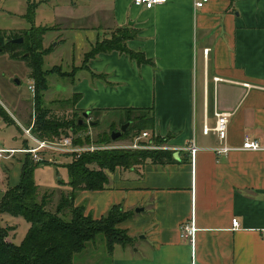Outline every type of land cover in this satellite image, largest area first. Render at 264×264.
Instances as JSON below:
<instances>
[{
	"label": "crops",
	"instance_id": "crops-1",
	"mask_svg": "<svg viewBox=\"0 0 264 264\" xmlns=\"http://www.w3.org/2000/svg\"><path fill=\"white\" fill-rule=\"evenodd\" d=\"M45 1L28 0L30 30L41 15L45 23L37 28L49 29L43 46L50 53L65 44V33L86 31L87 42H81L86 52L72 77L80 71L88 77L72 86L68 101L50 97L47 104V90L44 107L56 111L71 102L74 114L89 112L93 123L110 127L124 120L126 109H152L155 128L146 131L151 134L148 143L159 137L165 140L163 149L173 153L172 161L162 164L148 160L131 169L117 168L106 173L103 190L77 194L75 206L95 220L114 206L134 214L120 225L133 243L115 247L113 264H264V151L220 155L215 150L240 148L246 139L264 145V0H212L201 10L194 9V0H168L151 10L133 6V0H62L64 9L55 5L57 12L52 10V27L45 12L52 6ZM121 29L137 33L126 45L145 57L143 63L119 51L88 59L98 43ZM53 32L60 35L49 38ZM27 70L30 85H35L28 101L33 112L29 120L17 100L0 98L14 121L0 117V127L16 128L20 144L11 148L0 139L3 149L35 147L27 130L42 141L71 137L40 139L33 133L37 86ZM58 71L67 75L56 69L51 74ZM216 111L230 114L223 141L215 132L204 134L205 125L215 128ZM15 154L6 159L0 198L19 182L23 157L14 159ZM57 158L45 165L67 170L59 158L71 157ZM46 189L39 190L40 198L50 197L49 210L55 211L65 193L55 200ZM71 190L69 186L66 194ZM234 219L239 228L233 227ZM184 226L196 228L194 241L182 238Z\"/></svg>",
	"mask_w": 264,
	"mask_h": 264
},
{
	"label": "trees",
	"instance_id": "trees-1",
	"mask_svg": "<svg viewBox=\"0 0 264 264\" xmlns=\"http://www.w3.org/2000/svg\"><path fill=\"white\" fill-rule=\"evenodd\" d=\"M125 35L114 37L98 43L88 54V59L100 53L119 51L127 54L139 63L145 57L127 48V42L136 37L137 33L129 29H121ZM47 28L33 27L30 31L20 33L24 39L22 44L0 45V52L10 54L14 60H22L30 70V78L37 86L36 108L37 116L33 133L40 139L61 137L68 130L76 134L88 128V124L79 125L82 113L73 120H59L52 118L50 109L42 104L43 94L49 90L47 77L55 72L43 70L44 56L50 51L43 46ZM120 31V30H119ZM18 36V37H19ZM17 37V38H18ZM126 116L120 126L130 123V127L119 140L134 141L146 131H153L155 121L152 109H126ZM0 117L9 122L12 118L0 105ZM93 123V122H91ZM97 125L98 122L96 121ZM110 132H104L102 138L92 141L91 137L82 138L74 143L77 145L111 144ZM96 128V126H94ZM155 145L164 147L165 140L152 138ZM146 143V142H143ZM172 152L164 149L157 150H116L105 149L85 152L66 165L69 174L71 192L63 194L55 211L49 210L50 197L40 198L34 174L40 164L34 162L32 155L24 154L21 161L19 182L9 186L0 198V264H73L75 255L83 252L88 243L93 242L99 235H103L109 255H113L117 245L127 246L133 240L125 230L120 228L124 222L133 218V213H126L120 207L114 206L106 216L99 220L85 214L83 207L75 206L77 194L83 190H103L108 183L105 171L113 172L117 168L131 169L151 160L156 164L172 161ZM93 167V168H92ZM98 167L99 170L94 169ZM70 213V219L65 214ZM21 217L30 225L29 232L22 243L17 246L9 240L10 229L2 225V216Z\"/></svg>",
	"mask_w": 264,
	"mask_h": 264
},
{
	"label": "rangeland",
	"instance_id": "rangeland-1",
	"mask_svg": "<svg viewBox=\"0 0 264 264\" xmlns=\"http://www.w3.org/2000/svg\"><path fill=\"white\" fill-rule=\"evenodd\" d=\"M38 3H41L43 0H36ZM47 1V0H46ZM45 1V2H46ZM76 1V0H75ZM78 2L85 1V0H77ZM87 1V0H86ZM66 3L62 0H49L48 5L52 6L51 8H47L45 10L46 17L50 23L49 26L55 25V21L53 19V9H56L59 5V8H63V4ZM61 4V6H60ZM57 5V6H55ZM44 8V7H43ZM45 9V8H44ZM28 13V0H0V32L3 35H0L5 39L6 46L9 45V42L15 39L22 38L19 36L20 32H17L18 29H24V31L28 32L32 27L31 24L28 23L27 17H25ZM37 27H40L43 23L41 15L37 18ZM47 19V20H48ZM84 31V29H83ZM86 32V31H85ZM85 32H67L65 33V39L67 40L65 44H63L58 49L51 51L49 55L44 58L43 61V69L50 70L56 67V70H61L67 75H61L58 72L51 74L47 77V81L49 83V91L45 93L46 103L50 104L56 100H65L70 99L72 86L79 84L83 81V79H87L88 73L86 71H80L76 74L75 78L72 77V74L75 73V70H72L74 66H81L83 55L86 52V48L81 49V42H87V33ZM60 34L51 33L48 34V37L58 36ZM125 35L124 31L117 30L112 32V36L114 37H123ZM19 36V37H18ZM18 37V38H17ZM51 44V43H49ZM56 46H50V50ZM129 49V47L127 46ZM60 67V68H59ZM27 64L24 61H17L10 58V54L8 52L0 54V98H7L14 102L17 100L18 104H20L21 111L26 114V118L30 120V115L33 112V107L30 102L31 92L29 91V85L31 84L28 78V70ZM18 80L20 84L15 83ZM32 100V99H31ZM52 104V103H51ZM70 106H62L56 111H51L50 115L52 118H57L59 120H73L74 117H78L81 114H74L70 109L72 108V103L68 102ZM4 109V108H3ZM5 110V109H4ZM11 110V109H10ZM9 110V111H10ZM6 111V110H5ZM7 112V111H6ZM11 112V111H10ZM8 113V112H7ZM9 115V114H8ZM83 115V114H82ZM37 116V111H36ZM83 117V116H82ZM14 122V121H13ZM29 122V121H28ZM93 122L92 118L90 117L87 119V123H89L88 128L78 132L77 134L73 130H68L67 132L63 133L61 136H71L73 140L77 139L80 140L82 138H87L88 136L91 137L92 141H97L99 138H102L104 132H110L111 127L106 126V122H102L96 128L91 127L90 123ZM94 128V129H93ZM112 129L115 131H120L121 126L120 124L115 125ZM23 135V132H20ZM16 137L19 138V134L16 128H1L0 127V139L2 142L5 141L6 146L11 148L19 147L20 144L15 139ZM59 138V137H52L51 139ZM113 142V141H112ZM111 144L117 145H125L131 144L129 140H116ZM79 145V144H77ZM98 145V144H95ZM102 145V144H99ZM107 146V144H103ZM110 145V144H108ZM79 146H85L79 145ZM23 154H15L14 159L17 157L22 158ZM59 162L62 166H66L67 164L71 163V158H59ZM19 161V159H18ZM2 166L0 167V192L4 191V172H6L7 167L9 166V161L5 158L1 159ZM18 163V162H17ZM45 165V164H44ZM93 168V167H92ZM94 169L99 170L98 167ZM36 172V182L41 185L40 191H42V187L48 188L47 191L54 194L55 200L57 197L61 195V193H67L69 190L68 186V179L69 174L68 170L65 168H61L58 170V167L52 166H39ZM109 171H105L108 173ZM39 191V192H40ZM59 199V198H58ZM65 219H70V213L65 214ZM2 225L10 229L9 237L10 242L14 243L17 246L22 245L24 242L28 232L30 225L21 217H14L10 215H5L2 218ZM114 257L113 255H109L106 247L105 237L103 235H99L95 241L88 243L86 249L81 252L80 254L75 255L73 264H113Z\"/></svg>",
	"mask_w": 264,
	"mask_h": 264
},
{
	"label": "built area",
	"instance_id": "built-area-1",
	"mask_svg": "<svg viewBox=\"0 0 264 264\" xmlns=\"http://www.w3.org/2000/svg\"><path fill=\"white\" fill-rule=\"evenodd\" d=\"M210 1L212 0H194V9L201 10L203 9ZM168 2V0H133V6L138 8H145L147 10H151L157 6L164 5ZM208 53V51H206ZM218 79L215 80V82ZM29 89L34 93L35 85L32 84L29 86ZM229 113H222L219 111L215 112L216 117V126L215 128H209L207 125L204 127V134L208 135L209 133L215 132L219 138L223 141L227 137L228 125H229ZM26 134L36 143V146L33 148L23 149V150H7L0 147V165L1 159H8L13 154L19 152L23 154L32 155L34 161L40 165H44L47 163H54L58 160L57 157H78L82 153L85 152H94L98 150L105 149H116V150H157L163 149L164 147H159L152 143L151 141L148 143V139L151 138V134L148 132H144L141 136L135 138L134 141H131V144L125 145H117L110 144L107 146L104 145H85L79 146L74 143L73 138L65 137L58 141H42L37 138H34L31 135V131H25ZM146 142V143H143ZM191 153L194 156L197 149L193 146L191 149ZM218 154H228L234 150H242V151H252L259 152L264 151V145H262L259 141H252L250 139H246L243 145L240 148H233L230 146H222L218 149H215ZM233 227L239 228L240 223L237 219H234ZM196 234V228L194 226H184L182 227V238L190 239V241H194V237Z\"/></svg>",
	"mask_w": 264,
	"mask_h": 264
},
{
	"label": "water",
	"instance_id": "water-1",
	"mask_svg": "<svg viewBox=\"0 0 264 264\" xmlns=\"http://www.w3.org/2000/svg\"><path fill=\"white\" fill-rule=\"evenodd\" d=\"M23 42H24L23 38L15 39V40L11 41V43H13V44H22ZM5 44H6L5 39L0 36V45L5 46ZM15 83L20 84V82L18 80H16ZM82 116H83V118L79 121V125H83V124L87 123V119L90 118V113L85 112V113H83ZM94 124H96V123H90L91 126ZM129 127H130V123H127L121 127L120 131H113L111 134L112 141H116V140L120 139L123 136V134L128 130ZM142 210L143 209H136V212L139 213Z\"/></svg>",
	"mask_w": 264,
	"mask_h": 264
}]
</instances>
